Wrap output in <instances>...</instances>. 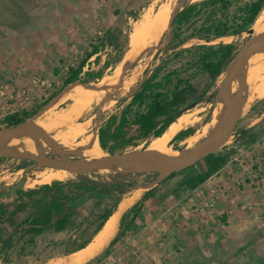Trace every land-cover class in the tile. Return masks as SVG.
<instances>
[{"label": "rangeland", "instance_id": "1", "mask_svg": "<svg viewBox=\"0 0 264 264\" xmlns=\"http://www.w3.org/2000/svg\"><path fill=\"white\" fill-rule=\"evenodd\" d=\"M178 1L0 0V20L5 17L4 22L9 23L3 24L0 21V127L4 126L3 119L6 115L30 110L45 100L46 103L32 115L40 117L35 124L59 116L69 107L70 100L64 99L59 103L56 100L50 107L44 108L56 93L63 90L57 91V88L67 67L80 59L90 42L99 44L98 40L101 39L98 64L91 61V56L83 69L88 66L96 69L103 60L112 61L117 54L122 60L103 70L102 75H105L102 79H111L110 87L103 94L94 97L84 113L71 122L72 125L86 122V128L76 137L77 141L82 140L87 132L95 134L96 126L91 121V116L97 127L108 115L118 116L139 79L149 76L160 60L162 54L158 52V48L167 40L168 28L163 32V38L162 33L148 39L132 53L133 64L123 76L122 61L131 53L132 32L136 28L145 29L149 22L143 17L149 13V21L152 23L161 5H164L163 9L168 11L171 18L180 9ZM5 5L10 9L8 15L3 14ZM18 13L20 22L15 24L13 16ZM133 13L137 14L136 19L130 17ZM249 28H253V25ZM127 29L129 36L126 37ZM247 36L248 33L243 31L207 43L231 42L238 48ZM196 43L205 41L191 39L185 45ZM249 59L244 60V66H239L235 80L230 82L234 86L240 82V87L250 64ZM263 61L264 59L258 63ZM171 64L176 65L177 61L173 59L163 65L166 67ZM221 77L222 73L211 80L207 74L201 73L192 79L195 95L199 98L185 108L181 115L189 118L190 121L184 128L190 126L192 131L180 140L171 141V157L175 156L174 149L198 145L227 115V107L217 92ZM259 79H264V73L259 74ZM97 80L88 82L96 84L101 79L96 82ZM255 83L247 84L246 98L242 94L244 108L236 133L226 145L213 152L225 156V163L204 184L201 183L192 190L180 187L176 192L173 191L179 182L206 169L205 158L159 181L152 172L117 170V167L87 175L92 181L99 182L108 181L116 172L124 171L130 173L132 180L144 184L143 189L138 190L141 191L140 195L137 191L133 196L124 198L136 188L124 194L119 206L121 213L139 199L147 188L155 187L154 193L142 202L140 212L130 229L101 260H91L87 264H264V119L260 120L264 116V103L259 100L262 96L252 90L251 86L259 85L258 81ZM71 87L80 86L74 84ZM245 88L244 83L243 91ZM102 96L105 98L99 103ZM122 98L123 101H119ZM32 116L25 120L31 121ZM68 126L70 124L51 131L45 130L55 136L66 131ZM125 129L126 136H131L132 140L122 148H115L112 153L145 149L152 140L135 137L133 124H127ZM238 130H246V134L240 136ZM26 134L37 137L30 132H17L19 136ZM43 150L42 155L53 154V150L50 151L46 145ZM100 152L110 153L102 149ZM89 156L91 155L85 157ZM20 159L0 153V195L21 177L26 179L20 187L23 190L45 183L37 182L30 186L28 183L35 180L36 173L43 169L26 168L30 161L19 167ZM64 174L61 181H67L65 190L72 194L70 183L77 181V174ZM146 181L149 182L145 183ZM204 199L212 202L213 206L201 208L199 201ZM0 202H3L7 210H11L18 198L13 192L0 196ZM111 202V199L86 197L74 207L63 230L45 229L39 234L21 233L19 228L26 224L17 226L31 210V203L14 215L6 214L0 224V242L9 234L11 238L4 246L7 248L0 252V264H49L52 260L68 255L72 246L91 232L96 223V215ZM116 230L117 226L115 232Z\"/></svg>", "mask_w": 264, "mask_h": 264}, {"label": "trees", "instance_id": "2", "mask_svg": "<svg viewBox=\"0 0 264 264\" xmlns=\"http://www.w3.org/2000/svg\"><path fill=\"white\" fill-rule=\"evenodd\" d=\"M263 8L264 0H196L177 10L169 20L167 40L161 48H158V52L162 55L150 75L143 78L132 89L129 99L120 109L118 116L110 114L98 125L95 134L100 148L112 153L115 148H122L129 143L132 137L126 136L125 129L129 123L135 125V137L139 139L146 140L160 136L183 114L185 108L199 98L195 95L196 89L192 79L198 74L205 73L211 80H214L223 72L237 49L231 42H207L245 31L254 24ZM130 17L136 19L137 14L133 13ZM128 34L129 29L126 31V37L129 36ZM163 36L164 33L162 38ZM191 39L203 40L205 43L185 45ZM98 41L99 44L90 42L80 59L67 67L57 91L62 88L64 90L70 84L81 83L77 84L81 87L86 86L82 84L91 83L88 81L98 79L96 81L98 82L105 75H102L104 69L122 60L117 54L112 61L103 60L96 69L90 66L83 69L91 56H93L91 61L95 65L98 64L99 47L102 45L101 39ZM173 59L177 61L176 65L171 64L166 67L163 65ZM259 100L264 103V95ZM119 101H123V98ZM45 103L46 100L30 110L10 113L4 117L3 124L10 125L23 121L36 113ZM263 119L264 116L260 118V120ZM191 131L190 126L180 129L171 141L180 140L189 135ZM238 132L240 136L246 134V130H238ZM205 160L207 167L203 172L182 180L173 191L176 192L180 187L187 190L194 189L216 173L223 166L226 158L220 154L211 153ZM26 162L27 160L21 158L19 167L25 165ZM173 173L168 176H172ZM147 182L149 181L145 183ZM66 183L67 181L51 180L49 183L33 188L16 189L14 193L18 202L15 203L13 209L7 210L3 202H0V224L6 214L14 215L31 203L32 208L28 213L32 212V216L25 226L19 228L21 233L39 234L45 229L61 231L68 224L74 207L86 197L111 199V204L103 207L96 215V223L91 232L86 238L72 246L69 251L72 253L83 249L92 240L108 217L116 210L125 193L133 189L136 184L144 185L132 180L130 173L124 171L116 172L108 181L99 182L92 181L87 175H77V181L70 183L72 194L65 190ZM154 190V186L147 188L139 199L120 214L117 230L112 238L97 255L83 264L91 260H101L109 252L120 237L130 229L140 212L142 202L151 196ZM2 242L3 240L0 243ZM6 248L0 247V252L2 253Z\"/></svg>", "mask_w": 264, "mask_h": 264}, {"label": "bare ground", "instance_id": "3", "mask_svg": "<svg viewBox=\"0 0 264 264\" xmlns=\"http://www.w3.org/2000/svg\"><path fill=\"white\" fill-rule=\"evenodd\" d=\"M193 1H196V0H185L186 3H190ZM163 6L164 5H161L160 6L161 9L156 12L155 17L152 20V23H150L151 21H149V19L151 20V18H149L150 13L143 17V19L146 22H149V24L145 27V29L143 28L142 30H140L139 28H136L132 32L130 36V42L132 46V49L130 51L131 53H128V55L125 57V60L122 61V63H124L126 60H130L134 58L132 53L136 52L138 48L141 47L146 40L152 39L155 36L161 35L164 32V30L167 27L168 21L170 19V15L168 14L167 10L163 9ZM260 27H264V8L260 12V14L257 16L253 24V28H260ZM263 47L264 45L255 47V49L251 52V55L248 57L250 58L248 61L250 64L246 68V76L242 79L241 81L242 83L239 87L241 94L245 95L244 98H246L248 94L247 84L248 85L253 84L255 83V81H258L259 85L251 86L253 87L252 88L253 92L257 93L260 97L264 95V79H261V80L259 79V74L264 73V61L263 63H258L259 61L264 59V48ZM238 68L235 69L232 76L230 77L229 79L230 82L233 79L235 80L236 75H237L236 73H238L237 71ZM110 82H111V79L109 80L101 79L96 84H89V85L82 84V85H87V86H81L77 88L71 87V84H70L68 85V87H66L65 90L62 91V93L56 99L49 102L47 104L48 106L44 108V109H47L56 100H57V103H59L60 101L64 99H68L71 101V103L67 109H65L56 118L42 121L37 124L35 123L36 121L38 122V119L40 117L37 118V116L34 115L32 116L30 122L43 128L44 130L46 129L49 131L54 130L60 126H65L67 124H70V126L67 127L66 131L62 133H58L54 136L57 140H59V144L61 145L63 150L65 149L68 152L78 151L82 155H85V156L91 155L86 158L87 160L89 161L91 160L93 162H95L96 160L105 158L107 156V153L104 154L100 152L101 148L97 142V135H95L93 132H87L85 134L86 136L82 138V140H78V141L76 140L77 135L80 134L79 132L82 131L84 128H86V122L81 125L79 124L72 125L71 122L78 119L84 113V110L86 109L88 105L92 103V100L94 99V97L103 94L106 91V89L110 87ZM244 83L246 84V88L243 91ZM77 84H81V83H77ZM114 85L115 84L113 83V86ZM218 96L224 101L227 107V115L220 121V123L218 122L219 125H217L216 128L221 127L223 123L231 116L232 107H233L232 100L228 96L221 95V94H218ZM244 98L242 96V100ZM101 105L102 103L100 104V106ZM243 108H244V100H243L242 111H243ZM91 121L95 124L96 129H97V123L94 117L92 116H91ZM189 121L190 120L188 117L180 116L160 136L152 138V140L148 143V145L143 151H136V152L139 153V156H141L144 160L156 163L161 166L164 165L165 161L173 160L176 157V151L173 150V152L175 153V156L171 157L169 154V145L171 143V140L174 134L178 130L184 128V126L187 123H189ZM44 145L47 146L46 142L41 138L35 137L31 134L19 136L17 135V132L9 133L6 136V138L3 140V142L1 143V147L4 150H12L15 153L23 155V156H35V157L39 156L40 157L39 158V163H40L39 168L42 167L43 170L42 171L39 170L36 173V175L34 174L35 180L33 181L31 180L32 182L28 183L30 186L31 184H34L37 182L47 183V182H50L51 180H61L62 177L65 175L64 172H69L65 169H59V168L53 167L50 164L49 160L44 158V156H47V155L41 154V153H44V150H43ZM48 148L50 151H52L50 147ZM79 162H81V160ZM114 167H117V170H118V168L122 169L124 165L118 164V165H115ZM138 188H143V187L140 186V187H137L136 189ZM119 206H120V203L118 204L116 208L117 211L115 210L113 214L108 217V219L105 221L102 228L98 231L96 235L93 236L92 240L83 249L72 252L66 256L59 257L55 261L52 260L50 261L49 264H81L89 260L90 258L94 257L97 253H99L100 250L105 246V244L114 235L117 222H118V218L121 213Z\"/></svg>", "mask_w": 264, "mask_h": 264}, {"label": "water", "instance_id": "4", "mask_svg": "<svg viewBox=\"0 0 264 264\" xmlns=\"http://www.w3.org/2000/svg\"><path fill=\"white\" fill-rule=\"evenodd\" d=\"M180 8L187 4L185 0L178 1ZM172 17V16H171ZM170 20V19H169ZM169 26V21L167 28ZM248 36L236 49L228 63L226 64L220 82L217 85V92L221 95L228 96L233 103L231 116L223 123L219 128L213 129L211 134L202 140L198 145L191 148H179L174 149L176 151V157L173 160L165 161L164 165H158L153 162L144 160L139 153L134 150L122 151L118 153H108L105 158L96 160L95 162L87 160L78 151L66 152L61 148L59 141L53 136V134L45 131L43 128L31 123L29 120H23L14 124L4 125L0 127V153L8 154L16 157L23 158L30 161L26 164V168H38L40 166L39 156H23L15 153L12 150H4L1 147V143L6 136L11 132H30L37 137L43 139L47 146L53 150V154L57 157L44 156L45 159L49 160L50 164L59 169H65L71 173L77 175H90L92 173L101 172L107 168L114 167L118 164H123L124 170H132L137 172H152L156 174V180L159 181L166 177L172 172L182 169L192 163L206 158L209 154L215 152L219 148L223 147L228 143L232 136L236 133V128L242 113L243 100L242 94L239 89V84L234 86L230 83V77L233 72L239 66H244V60H246L255 47L264 45V27L260 28H248L245 30ZM133 64V59L126 60L121 67V75H124L128 68ZM143 78L139 79V82ZM62 91L55 94L50 100L56 99ZM105 98L102 96L99 103ZM97 131V129H96ZM102 149V148H101ZM137 150V151H143ZM76 157V158H73ZM81 160V162H79ZM25 182V178L21 177L17 179L5 192L1 193V197L13 193L16 189L20 188ZM142 185L136 184L134 188ZM32 216V212L28 213L24 218L17 224V226L27 224ZM109 216V215H108ZM11 234L2 242L1 248H3L10 240ZM92 238V237H91Z\"/></svg>", "mask_w": 264, "mask_h": 264}, {"label": "flooded vegetation", "instance_id": "5", "mask_svg": "<svg viewBox=\"0 0 264 264\" xmlns=\"http://www.w3.org/2000/svg\"><path fill=\"white\" fill-rule=\"evenodd\" d=\"M3 11H4V13L3 14H9L10 13V9H9V7H4V9H3ZM20 13H18V14H15L14 16H13V22L15 23V24H19V20H20ZM2 20H0L1 21V23H3V24H9L8 22H4V20H5V17L4 18H1ZM48 156H51V157H57V155L56 154H51V155H48ZM37 169H39V167L37 168Z\"/></svg>", "mask_w": 264, "mask_h": 264}, {"label": "built area", "instance_id": "6", "mask_svg": "<svg viewBox=\"0 0 264 264\" xmlns=\"http://www.w3.org/2000/svg\"><path fill=\"white\" fill-rule=\"evenodd\" d=\"M1 94H2V91L0 90V96H1ZM199 206H200L201 208H210V207L213 206V203L210 202V201L207 200V199H204V200H200V201H199Z\"/></svg>", "mask_w": 264, "mask_h": 264}, {"label": "crops", "instance_id": "7", "mask_svg": "<svg viewBox=\"0 0 264 264\" xmlns=\"http://www.w3.org/2000/svg\"><path fill=\"white\" fill-rule=\"evenodd\" d=\"M202 184H204L203 182H202ZM134 189V188H133ZM143 189V188H142ZM141 188L140 189H135V190H133V191H131L127 196H125L124 198H128V197H131V196H133V194L135 193V192H137L138 190H142ZM130 190H132V189H130ZM129 190V191H130ZM128 191V192H129ZM139 192V195H140V193H141V191H138ZM126 194V193H125ZM138 195V196H139ZM124 198H122V200L124 199Z\"/></svg>", "mask_w": 264, "mask_h": 264}]
</instances>
